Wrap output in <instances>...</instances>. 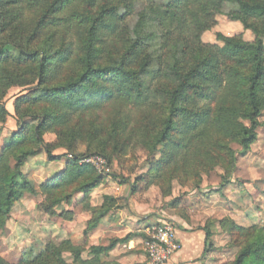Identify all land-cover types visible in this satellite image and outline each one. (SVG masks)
Masks as SVG:
<instances>
[{
	"label": "rangeland",
	"instance_id": "374dc122",
	"mask_svg": "<svg viewBox=\"0 0 264 264\" xmlns=\"http://www.w3.org/2000/svg\"><path fill=\"white\" fill-rule=\"evenodd\" d=\"M169 1L123 0L119 13L124 16V20L118 24L128 34L118 44L109 43L111 38L108 37L109 42L100 45L101 59L98 60V66L109 64V52H116L115 57L120 59L132 43L134 27L143 13L153 16L152 10L162 8ZM43 7L7 4L5 10L11 11L14 20L7 26L2 41L28 42L44 14ZM84 8L82 2L79 7L71 8L62 16L69 15L74 9L83 11ZM228 10L227 4L221 10H213L207 23L209 26L199 35L202 45L222 47L225 39L253 43L257 37L256 30L263 33L264 41L262 22L250 19L247 25L240 20H232L226 14ZM61 24L58 28H43L39 39L28 44V49H45L47 42L51 43L48 33L53 29L58 30L59 34L53 48L47 49L55 50L64 42L74 44L71 59L63 65L55 64L48 73V87L60 86L76 79L83 67L84 37L88 26L73 23L66 30L62 27L64 23ZM147 29L153 28L150 26ZM154 30L158 35L155 43L145 46L130 65L138 69L147 56L152 60V71L145 78L151 89V97L147 102L136 103V98L126 100L120 95L123 93H115L110 99L96 101L88 109L71 112L60 105L53 108L48 105V101L35 103L33 98L39 97L40 86L35 70L37 64L18 66L13 59L15 64L9 65V72L14 77L13 85L0 87V108L10 112V115L5 116L3 112L0 113V151L5 138H9L24 125L36 126L45 120V112L51 110L54 114L44 137L52 144H60L54 153L66 152L68 158L76 154H102L109 158L106 174H116V177H107L108 192L122 194L124 189H128L134 198L132 208L138 210L139 215L146 216L144 220H147L148 227L162 226L165 221L172 220L177 226L186 222L193 229H206L210 237L213 235L209 238L211 244L207 248L210 255L207 264H230L236 259L240 245L233 242L223 220L231 219L245 227L255 225L257 237L259 234L264 236V80L259 95L262 107L259 120L262 125L257 129V138L246 155H240L242 147L235 139L236 131L223 126L219 123L221 119L219 121L216 117L190 133L180 134L183 128L180 123L170 134L168 142H159V135L170 114V94L176 86L160 72L175 60V50L179 52V64L191 66L194 52L189 45L195 39V32L173 31L169 37L170 43L164 48L161 43L164 42V30L157 24ZM219 69L224 72V83L217 100H201L191 96L188 100H181V104L196 110L207 108L213 116L229 108H235L237 116L239 113L245 114L247 100L244 92L251 74L250 66H237L232 71L231 61H225ZM97 80L112 86L105 79ZM22 95L28 97L19 98ZM56 114L57 121L53 119ZM238 120L249 126L248 118L243 115ZM67 144L71 146L69 150L65 149ZM36 157L23 170L39 185L46 177L58 172L60 163L47 161L44 151ZM168 157L171 158L169 161L166 160ZM95 171L102 173L97 168ZM223 178L227 179V183L221 188ZM118 187L122 190L118 191ZM122 196L119 204L116 202L113 206L114 211L126 206L127 201ZM45 198L44 193L33 195L24 192L15 201L5 225L0 228V256L10 264H24L21 262L24 251L30 254V249L35 248L38 252L48 242L59 243L61 240L62 237L55 230L49 229L48 223L55 221L57 215L43 211L41 202ZM65 207L68 209L72 206ZM119 253L125 260L126 252ZM134 253L136 261H129L128 264H149L144 243H138ZM66 258L70 260L68 253Z\"/></svg>",
	"mask_w": 264,
	"mask_h": 264
},
{
	"label": "trees",
	"instance_id": "16d2710c",
	"mask_svg": "<svg viewBox=\"0 0 264 264\" xmlns=\"http://www.w3.org/2000/svg\"><path fill=\"white\" fill-rule=\"evenodd\" d=\"M82 2L85 5L83 11L74 9L69 12V15L62 16L71 8L79 7ZM122 2L123 0L114 2L113 0H0V87L6 84L8 87L13 85L14 77L9 72L10 63L13 66L16 61L18 66L23 67L36 63L38 81L43 87L39 86V97L33 98L35 103L48 101V105L53 108L60 105L71 112L88 109L96 101L110 99L115 93H123L120 95L126 100L136 98V103L147 102L151 97V89L145 78L152 71V60L147 56L140 67L134 69L130 66L132 59L137 58L145 46L155 43L158 37L154 30L156 24L164 30L162 36L164 42H161L164 48L170 43L169 37L173 31L190 32L192 30L195 32V39L191 40L189 45L191 51L194 52L191 66L186 67L179 64V52L175 50L173 51L175 60L160 72L176 86L170 94V114L158 141L168 142L170 134L178 128L180 123L183 125L179 131L180 134L190 133L216 117L219 121L221 119L218 122L223 126H229L232 131H236L235 139L242 147L240 155H246L250 145L257 138V129L262 125L259 120L262 111L259 95L264 80L263 33L256 30L257 37L253 43L225 39L224 46L217 48L202 45L199 42V35L209 26L207 23L210 21L213 10H221L224 4L229 6L226 14L232 20H240L248 25L250 19H255L264 24V0H170L162 8L157 7L152 10L153 16L143 13L134 27L132 43L120 59L115 57L116 52H109V64L98 66V60L101 59L100 45L107 44L110 40L108 37L111 38L109 43L118 44L120 40H125L128 34V31H124L118 24L124 20V16L119 13ZM9 3L20 4V6L26 4L28 7L44 5V14L28 42L24 40L22 43H12L3 42L1 39L7 26L14 20L11 17V11L5 10V6ZM14 13L13 15L16 16ZM116 20H118L117 23ZM61 23H64L62 27L66 30L73 23L88 26L84 37L83 67L76 79L69 80L60 86L48 87L46 86L48 73L52 71L55 64L63 65L71 59L74 44L64 42L55 50L47 49V47L53 48L57 40L59 33L55 29L48 33L51 43L47 42L45 49H28V44L39 39V33L43 28L48 26L58 28L62 25ZM150 26L153 29H147ZM13 59L14 62H12ZM225 61H231L232 71L237 66H250L251 74L244 92V98L247 100L246 113H239L237 116V110L229 108L213 116L207 108L196 110L194 107L182 105L183 99L188 100L191 96H197L201 100H217L224 83V72L219 68ZM97 78L109 81V85L112 84V86H107L105 81L97 80ZM27 97L19 96V98ZM50 111L45 112V120L36 126L24 125L9 138L4 139L0 151V228L5 225L15 201L24 192L33 195L44 193L46 198L41 202L43 211L68 220L73 219L74 212L65 209V205L71 204L74 197L81 193L82 201L85 203L84 208L93 212L90 222L92 226L103 218L117 202L114 197L105 195L101 207L91 206L89 200L92 191L104 183L109 175L116 177V174L98 173L92 164L82 163L81 160L87 155L76 154L73 158H68L65 155L66 152L54 153L60 144H52L44 137L54 114ZM2 112L4 116L10 115L6 108L1 107L0 113ZM242 115L248 118L249 126L238 122ZM57 117L58 114L53 119L57 121ZM65 147L67 150L71 148L70 144ZM42 151L46 153L49 161L65 159L66 166L62 172L37 185L23 171V167L29 159ZM170 159L168 157L166 160ZM107 160L110 163V159L107 158ZM226 183L227 179L223 178L220 187H224ZM223 222L229 228L233 242L240 245L236 259L230 264H264V236L259 234L257 237L255 225L245 227L236 224L231 219L223 220ZM131 236L126 237L125 240H129ZM207 237H210V232H207ZM112 246H93L91 248L93 257L84 258V247L74 244L71 239H65L59 243L50 241L44 249L38 252L35 248L30 249V254L24 251L21 262L24 264H109L104 260V255ZM66 252L71 253V262L65 258ZM0 264L10 263L0 256Z\"/></svg>",
	"mask_w": 264,
	"mask_h": 264
},
{
	"label": "crops",
	"instance_id": "0c3cea01",
	"mask_svg": "<svg viewBox=\"0 0 264 264\" xmlns=\"http://www.w3.org/2000/svg\"><path fill=\"white\" fill-rule=\"evenodd\" d=\"M42 157H45L41 155ZM32 157L31 159H36ZM29 159L28 162L31 160ZM49 161V160H47ZM25 164V166L28 164ZM60 163V173L66 166V160L49 161ZM24 166V167H25ZM23 167V168H24ZM26 174L27 172L23 170ZM54 175L45 178L49 179ZM107 179L100 186L96 187L90 197V204L92 207L99 208L103 205L104 196L110 195L120 202V195L125 198L127 204L122 209L114 211V207L101 218L94 226L91 225V219L93 212L84 208V201H82V194H77L71 204L65 206H72L67 210L74 212V217L71 220L64 219L57 215L55 221L48 223L49 229L55 230L62 238L59 242L65 239H71L74 244L84 247L83 257L91 258V248L93 246L108 247L113 245L108 253L104 255V260L109 264H128L129 261L133 263L136 258L133 257L134 249L138 243H144L145 230L148 227L147 220H144L146 216L139 215L138 210H134L133 201L134 198L128 192V189H124L123 193L116 192L115 194L108 192ZM118 191L122 190L121 187L117 188ZM66 209V207H65ZM60 212V211H59ZM178 239L182 244V249L175 254L172 259L166 264H207L209 260V254L207 248L211 244V237H207L206 229H193L191 224L182 223L177 228ZM132 235V236H131ZM131 236L129 240H125L126 237ZM119 251H125V260ZM70 255V260L66 258V254ZM65 258L68 262L72 261L71 253L66 252ZM147 258V256H146ZM148 260V258H147Z\"/></svg>",
	"mask_w": 264,
	"mask_h": 264
},
{
	"label": "built area",
	"instance_id": "2783aa9c",
	"mask_svg": "<svg viewBox=\"0 0 264 264\" xmlns=\"http://www.w3.org/2000/svg\"><path fill=\"white\" fill-rule=\"evenodd\" d=\"M82 163H90L100 172L108 169V160L103 155L94 154L81 160ZM177 224L168 220L162 226L147 227L144 240V250L149 264H166L182 249L178 239Z\"/></svg>",
	"mask_w": 264,
	"mask_h": 264
}]
</instances>
